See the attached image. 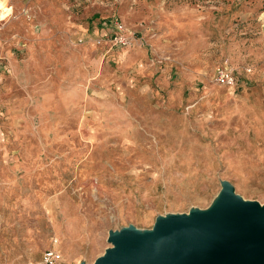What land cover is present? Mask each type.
<instances>
[{
  "label": "rangeland",
  "instance_id": "374dc122",
  "mask_svg": "<svg viewBox=\"0 0 264 264\" xmlns=\"http://www.w3.org/2000/svg\"><path fill=\"white\" fill-rule=\"evenodd\" d=\"M220 181L264 203V0H0V264H92Z\"/></svg>",
  "mask_w": 264,
  "mask_h": 264
},
{
  "label": "water",
  "instance_id": "95a60500",
  "mask_svg": "<svg viewBox=\"0 0 264 264\" xmlns=\"http://www.w3.org/2000/svg\"><path fill=\"white\" fill-rule=\"evenodd\" d=\"M219 187L203 210L157 216L148 230L108 231L92 264H264V203L241 199L227 181Z\"/></svg>",
  "mask_w": 264,
  "mask_h": 264
},
{
  "label": "built area",
  "instance_id": "2783aa9c",
  "mask_svg": "<svg viewBox=\"0 0 264 264\" xmlns=\"http://www.w3.org/2000/svg\"><path fill=\"white\" fill-rule=\"evenodd\" d=\"M112 27H113V32L109 35L108 41L112 45H117V46L126 45L128 43L129 35L125 30V28L123 27V25L119 21L114 20L112 22ZM99 39L102 38H97L96 42H99ZM213 79L216 82V84L222 86H232L236 81L232 70L226 67L215 68ZM60 263H61L60 254L53 249H47L41 253L39 259L36 262H30L28 264H60Z\"/></svg>",
  "mask_w": 264,
  "mask_h": 264
},
{
  "label": "crops",
  "instance_id": "0c3cea01",
  "mask_svg": "<svg viewBox=\"0 0 264 264\" xmlns=\"http://www.w3.org/2000/svg\"><path fill=\"white\" fill-rule=\"evenodd\" d=\"M95 33V32H94Z\"/></svg>",
  "mask_w": 264,
  "mask_h": 264
}]
</instances>
